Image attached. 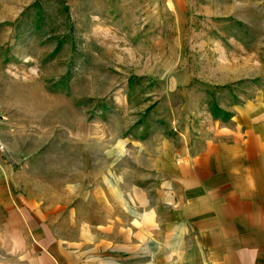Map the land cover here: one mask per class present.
<instances>
[{"label": "rangeland", "instance_id": "1", "mask_svg": "<svg viewBox=\"0 0 264 264\" xmlns=\"http://www.w3.org/2000/svg\"><path fill=\"white\" fill-rule=\"evenodd\" d=\"M157 1L0 0V181L63 232L126 219L133 170L264 112V0Z\"/></svg>", "mask_w": 264, "mask_h": 264}, {"label": "crops", "instance_id": "2", "mask_svg": "<svg viewBox=\"0 0 264 264\" xmlns=\"http://www.w3.org/2000/svg\"><path fill=\"white\" fill-rule=\"evenodd\" d=\"M241 111L198 144L163 148L144 181L133 170L126 219L81 222L76 234L73 219L63 232L37 198L0 181V264H264V112Z\"/></svg>", "mask_w": 264, "mask_h": 264}, {"label": "trees", "instance_id": "3", "mask_svg": "<svg viewBox=\"0 0 264 264\" xmlns=\"http://www.w3.org/2000/svg\"><path fill=\"white\" fill-rule=\"evenodd\" d=\"M215 118H216V119L219 118V117H218V113H215Z\"/></svg>", "mask_w": 264, "mask_h": 264}]
</instances>
